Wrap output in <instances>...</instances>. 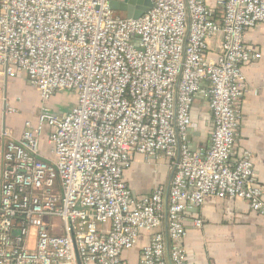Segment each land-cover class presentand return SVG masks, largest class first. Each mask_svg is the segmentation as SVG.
<instances>
[{
	"label": "built area",
	"instance_id": "1",
	"mask_svg": "<svg viewBox=\"0 0 264 264\" xmlns=\"http://www.w3.org/2000/svg\"><path fill=\"white\" fill-rule=\"evenodd\" d=\"M110 1L0 0V75H27L44 103L76 95L69 112L44 108L5 145L0 264H130L144 233L139 264H193L188 218L210 197L245 200L264 217L254 155L237 140L244 67L263 57L244 35L264 23V0H218L220 18L205 0H152L139 18ZM204 85L214 125L200 152L188 136ZM44 135L55 159L41 156ZM159 154L170 184L134 195L125 174L135 156Z\"/></svg>",
	"mask_w": 264,
	"mask_h": 264
},
{
	"label": "crops",
	"instance_id": "2",
	"mask_svg": "<svg viewBox=\"0 0 264 264\" xmlns=\"http://www.w3.org/2000/svg\"><path fill=\"white\" fill-rule=\"evenodd\" d=\"M205 1L215 9L217 17L220 18L222 13L217 5L218 0ZM221 38L220 34L209 39L207 56L210 59L216 58ZM244 39L248 46L260 50L263 57L244 67L246 88L239 102L241 121L237 140L240 146L252 151L257 177L264 186V23L246 30ZM26 88H32L36 101L40 99L43 102L27 75L10 79L0 75V132L7 129L10 133L8 136L0 133V161L5 145L10 140L21 139L26 122L32 121L30 111L35 112L37 109L36 104H31L32 98H27ZM206 91L204 85L195 98L193 123L188 136L191 149L200 152H204L209 146L214 125ZM63 92L65 91L49 99L53 106L61 105L66 99ZM75 102L76 97L71 103L72 106L63 113L69 112ZM36 121L37 116L32 122ZM40 150L43 158L55 159L46 135L41 138ZM169 169V161L162 154L149 160L142 155H136L125 178L134 195L149 194L160 184H170ZM196 216L204 221L201 228L193 226ZM188 228L185 245L188 258L193 264H264V217L252 211L245 200L210 197L202 207L191 210ZM149 238L150 233H144L139 243L125 253L130 264H139L142 247Z\"/></svg>",
	"mask_w": 264,
	"mask_h": 264
},
{
	"label": "rangeland",
	"instance_id": "3",
	"mask_svg": "<svg viewBox=\"0 0 264 264\" xmlns=\"http://www.w3.org/2000/svg\"><path fill=\"white\" fill-rule=\"evenodd\" d=\"M120 16L126 17V14L123 12H117ZM26 93L28 94L27 98H32V106H34L35 104L37 105V109L35 112L30 111V115H32V121L35 120V117L44 109L47 108L49 109L50 112L55 113V112H59V114L63 113L64 110H67L69 108V106H72V102L75 101V97L76 95L71 92V91H65L63 92V95L66 97V99H64L63 103L61 105H56L53 106L52 103L49 102L47 104L43 103L40 101V99L38 101H36V98H34V92L32 88H26ZM33 93V94H32ZM59 94V92H57ZM56 93V94H57ZM172 176V168L170 166V169L168 171V176Z\"/></svg>",
	"mask_w": 264,
	"mask_h": 264
},
{
	"label": "water",
	"instance_id": "4",
	"mask_svg": "<svg viewBox=\"0 0 264 264\" xmlns=\"http://www.w3.org/2000/svg\"><path fill=\"white\" fill-rule=\"evenodd\" d=\"M111 8L116 12H123L128 18H139L152 6V0H111Z\"/></svg>",
	"mask_w": 264,
	"mask_h": 264
}]
</instances>
